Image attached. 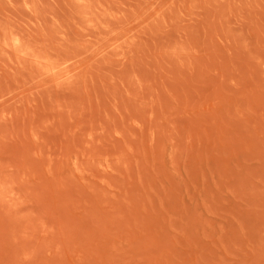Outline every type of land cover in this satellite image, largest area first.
I'll return each instance as SVG.
<instances>
[{
    "label": "rangeland",
    "instance_id": "374dc122",
    "mask_svg": "<svg viewBox=\"0 0 264 264\" xmlns=\"http://www.w3.org/2000/svg\"><path fill=\"white\" fill-rule=\"evenodd\" d=\"M0 264H264V0H0Z\"/></svg>",
    "mask_w": 264,
    "mask_h": 264
}]
</instances>
